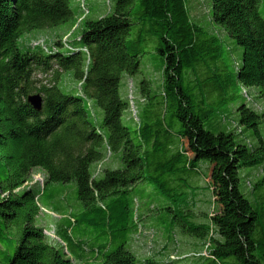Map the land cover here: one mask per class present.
Listing matches in <instances>:
<instances>
[{"label":"trees","instance_id":"1","mask_svg":"<svg viewBox=\"0 0 264 264\" xmlns=\"http://www.w3.org/2000/svg\"><path fill=\"white\" fill-rule=\"evenodd\" d=\"M261 1L212 0V20L243 55L236 73L223 76L216 70L205 80L215 90L237 83L246 91L254 88L261 103L252 106L246 98L237 107L238 120L214 132L205 122L215 111L204 99L195 100L189 82L200 66L222 62L220 37L191 20L185 0H116L110 13L96 19L88 17L87 0L84 7L78 3V11L71 0H0V264H73L72 258L160 264L156 257L140 259L133 250L129 231L138 232L140 225L126 196L148 180L176 201L190 174L204 176L210 186V223H194L189 210L181 209V215L168 210L184 233L204 241L205 249L193 257L205 264H264V206L240 188V169L264 167ZM79 20L77 44L69 48L61 36L48 51L44 44L23 43L34 31L71 22L75 27ZM138 24L142 27L132 38ZM147 35L157 40L163 59L161 100L143 80V106L136 110L133 129L123 120L131 104L121 83L124 74L140 71ZM68 78L73 84L66 91L62 84L70 87ZM35 93L43 96L42 111L28 102ZM90 100L104 114L100 123ZM112 154L117 165L103 167ZM36 168L46 173L44 184L26 188ZM52 183H74L82 203L78 216L62 213L57 224L67 250L51 242L37 223L41 189ZM248 184L251 193L261 192L262 201L264 170ZM176 233L165 235L174 239Z\"/></svg>","mask_w":264,"mask_h":264},{"label":"rangeland","instance_id":"2","mask_svg":"<svg viewBox=\"0 0 264 264\" xmlns=\"http://www.w3.org/2000/svg\"><path fill=\"white\" fill-rule=\"evenodd\" d=\"M78 3L77 0H71L72 7L76 11H78ZM87 3L91 10L88 17L96 19L110 13L116 0H87ZM185 4L193 22L203 27L211 35H218L220 37L223 56L222 62H218L217 64L208 62L206 66H200V70L195 71L194 79L189 83L194 92L195 100L200 101L204 99L206 104L215 111L214 116L205 122L206 127L214 132L225 131L231 121L238 120L237 107L243 102H247L246 98L247 100L249 98L247 96L245 97L244 87L240 83H237L235 86H230L226 90H215L205 80V77H207L206 75L215 73L216 70L218 73L223 74V76L236 73L237 63L240 64L242 61L243 49L236 44L221 26L212 20V0H185ZM259 10L264 17V0L261 1ZM73 24L71 22L59 27L34 31L23 39V43L34 45L35 41L41 43L47 42L51 49L61 36L63 40H70V42L76 45L75 38L81 31L83 24L80 20L75 27H72ZM141 27V24L136 26L133 30L132 38L137 37ZM142 34L144 33L142 32ZM157 48V40L149 36L148 42L140 49L145 51L142 57L140 71L133 76L123 75L121 93L130 100L131 104V108L125 112L123 120L126 125L133 129L136 128V122L138 121L135 117L136 110L143 106V96L140 93L141 82L143 80L148 81L153 92L158 95L157 100H161L163 59L158 54ZM36 77L41 79L49 78L50 76L47 77L42 74H37ZM67 82L70 87L62 84L63 90L66 91L71 89V84H73L69 78ZM77 90H79V87L75 88V91ZM247 90L248 96L252 99L250 101L252 106L261 104L257 97L258 91L254 88H248ZM90 102L93 107V112H96L97 115L95 121L100 123L104 114L93 100H90ZM260 129L264 134V122L260 124ZM116 157V154H112V156L110 155L107 158L110 166L117 165ZM200 165L207 166V163L201 161ZM253 168L244 167L240 169V188L249 200L254 203L257 201L260 204L259 207H261L264 206V199L262 201L260 200L261 192L251 193L250 190L252 188L248 183L251 182V185H253L254 180L256 181L262 175L264 167ZM45 178L46 173L36 168L33 170L31 178L25 187L34 185L42 186ZM188 178V188L183 190V193L176 201L161 193L156 187V184L148 180L138 182L127 194L126 197L130 203L133 221L138 226L140 225L139 231L134 234H132L134 229L131 228L128 237L129 239L131 238L132 248L140 259L146 260L148 257H156L157 262L164 264L171 260L172 257H175L183 259L175 261L174 264L206 263L204 258L193 257L196 254V250L205 249V245H203L204 241L195 235L184 233L182 228L176 224L177 221L173 219L174 213L168 210V207H172L178 211L179 215H181V209L189 210L191 211L190 217L194 223H210L208 215L214 208L213 194L210 186L206 178L202 175L196 176L190 174ZM39 197L42 209L37 223L44 228L51 242L67 250L66 244L57 235V224L62 219L60 214L78 216L82 210V203L77 198L76 185L74 183L64 185L60 183L48 184L45 189L42 187ZM262 218V223H264V217ZM172 229H176L177 231L174 239L166 236L172 232ZM164 237L168 240L170 238L172 242L165 240ZM88 245L92 246L91 242ZM72 261L73 264H84L83 260L80 259L72 258Z\"/></svg>","mask_w":264,"mask_h":264},{"label":"water","instance_id":"3","mask_svg":"<svg viewBox=\"0 0 264 264\" xmlns=\"http://www.w3.org/2000/svg\"><path fill=\"white\" fill-rule=\"evenodd\" d=\"M28 102L37 111H42L43 109V96L39 93L31 94L28 96Z\"/></svg>","mask_w":264,"mask_h":264},{"label":"crops","instance_id":"4","mask_svg":"<svg viewBox=\"0 0 264 264\" xmlns=\"http://www.w3.org/2000/svg\"><path fill=\"white\" fill-rule=\"evenodd\" d=\"M109 160V159H108ZM109 162L106 160L105 162H104V164H103V167H108V166H110L109 164H108ZM60 217L62 218V215L60 214ZM83 263L84 264H98V262H96V261H93V260H90V261H88V260H83Z\"/></svg>","mask_w":264,"mask_h":264},{"label":"built area","instance_id":"5","mask_svg":"<svg viewBox=\"0 0 264 264\" xmlns=\"http://www.w3.org/2000/svg\"><path fill=\"white\" fill-rule=\"evenodd\" d=\"M79 3H81V5L84 7L85 6V1L86 0H77ZM244 94H245V96H247L249 99V101H252V99L248 96V94H247V91L246 90H244ZM172 258H175V257H172Z\"/></svg>","mask_w":264,"mask_h":264}]
</instances>
